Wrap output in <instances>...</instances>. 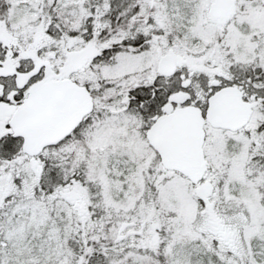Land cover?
Returning <instances> with one entry per match:
<instances>
[{
    "label": "snow or ice",
    "instance_id": "6c2138e0",
    "mask_svg": "<svg viewBox=\"0 0 264 264\" xmlns=\"http://www.w3.org/2000/svg\"><path fill=\"white\" fill-rule=\"evenodd\" d=\"M0 264H264V0H0Z\"/></svg>",
    "mask_w": 264,
    "mask_h": 264
}]
</instances>
